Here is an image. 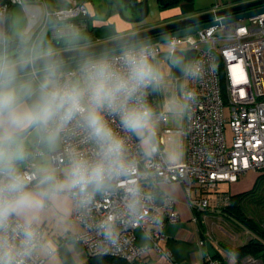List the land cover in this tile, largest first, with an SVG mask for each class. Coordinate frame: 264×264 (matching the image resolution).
<instances>
[{"label":"clouds","instance_id":"9594fccd","mask_svg":"<svg viewBox=\"0 0 264 264\" xmlns=\"http://www.w3.org/2000/svg\"><path fill=\"white\" fill-rule=\"evenodd\" d=\"M15 3L0 11V264H91L126 251L130 235L138 256L153 255L186 178L184 142L157 159L159 123L188 120L198 104L211 38L130 28L86 46L68 71L44 34L51 21L77 35L71 14Z\"/></svg>","mask_w":264,"mask_h":264},{"label":"built area","instance_id":"2783aa9c","mask_svg":"<svg viewBox=\"0 0 264 264\" xmlns=\"http://www.w3.org/2000/svg\"><path fill=\"white\" fill-rule=\"evenodd\" d=\"M61 1L63 5L53 12L64 10L71 14V23L77 33L74 36L88 30V22L83 18L88 13L86 4L82 0ZM42 2L45 3V0ZM238 4L241 3L217 2L207 13H216ZM13 6H17L15 0H5L0 5V11L8 14ZM225 17H215L213 21H221ZM53 29L58 38L67 34L66 32L58 35L55 25ZM192 35L201 39L211 38L210 70L195 85L199 102L186 120L185 128L168 127L169 117L161 118L163 135L159 136L157 133V159L167 154L166 145L171 140L169 136L180 135V145L186 140L185 164L179 169L180 174L186 176L182 185L189 196L191 208L203 212L212 205L211 193L215 194L217 207L230 204V195L219 191L220 184L235 183L241 175L250 171H264V13L250 19L202 29ZM99 43L100 41L91 45ZM69 49L74 48H62L58 51ZM206 52V48H201V55ZM148 101L156 106L152 95L148 97ZM228 128L232 133L231 138L227 134ZM132 143L135 146L134 138ZM112 204L110 199L101 200L98 210L107 211ZM175 205L176 202L165 210L162 228L179 221ZM161 235L159 231L157 236ZM135 241L136 236L130 235L126 251L107 255L139 264L145 257L137 255ZM154 247L158 252L164 253L170 264H179L173 260L172 254L164 252L157 242ZM205 262L221 264L210 253H206ZM241 264H263V261L247 256Z\"/></svg>","mask_w":264,"mask_h":264},{"label":"crops","instance_id":"0c3cea01","mask_svg":"<svg viewBox=\"0 0 264 264\" xmlns=\"http://www.w3.org/2000/svg\"><path fill=\"white\" fill-rule=\"evenodd\" d=\"M82 1L86 4L88 11L87 15L84 16L83 18L87 20L89 27L88 30H86L80 36L86 38L89 37L90 35H93L94 38L96 39V42L100 41V43L111 40V37L117 32L124 31L130 28H134L137 30L145 29V28L147 29L150 27L166 24L168 22H173V21L205 14L210 10V9L196 10L195 0L192 3L182 2L179 6L168 9H162L164 18L161 23L153 24V25H146V24L138 25L140 26V28H138V26L124 21L121 18L119 12L115 11L114 5L116 6L118 4H121L123 6L124 0H114L113 2H111L108 11L105 13L100 12L96 8V5L94 4L93 0H82ZM249 1H253V0H244V2H249ZM45 3L48 5L49 10L51 11H54L58 7L63 5V2L61 0H45ZM105 3L107 2H104V4ZM16 7L17 6H13L10 9L9 13L12 12ZM53 24L54 23L50 22V25L47 28L48 35L50 36L49 42L55 40L57 41V43L60 42L62 44H65L69 41L76 40V36L69 33L65 34L63 38H58L57 36H55ZM90 30L92 31L91 33ZM62 48L63 47L61 48L55 47L56 51L61 50ZM152 96L156 100V106L159 107L163 102V96L155 95V94ZM159 125L161 126V128L158 130V133L159 136H162L163 124L159 123ZM185 125H186V120H184L183 128H185ZM171 136L169 137L171 138ZM184 146H185V155H186V151H187L186 140H184ZM261 173H264V171L263 172L250 171L246 174L241 175L239 180L235 183H228L229 185L227 183L220 184L219 191L228 193L230 195H235L238 193L249 191L254 188L257 178ZM224 184H227L226 187H222ZM210 197L212 198V205L210 209L203 212L202 215H199L198 211L193 210L191 208L189 203V196L186 192L185 187L182 185V190L178 196V199L176 200V205H175V210L179 214V221L177 223H169L163 228L160 227V231L162 235L159 237L156 234L155 237V242L159 244V246L162 248L164 252H170L175 262L179 264H206L205 262L206 253H210L212 255L218 256L219 259H221L223 262L229 264V260L226 256V253L229 252V249L227 248L238 247L252 238L249 235L248 237H246L244 241H239V243H236L235 245H232L231 243H227L224 240L221 242L214 241L211 234L214 228L213 219L219 220L220 218L224 219L226 217L225 215L219 213V211L217 210V205L215 203V194L211 193ZM215 213H219V214H215ZM232 240L234 239L232 238ZM139 264H170V261H168L164 253L158 252L155 249L153 255L145 257V260L143 262H140Z\"/></svg>","mask_w":264,"mask_h":264},{"label":"trees","instance_id":"16d2710c","mask_svg":"<svg viewBox=\"0 0 264 264\" xmlns=\"http://www.w3.org/2000/svg\"><path fill=\"white\" fill-rule=\"evenodd\" d=\"M5 0H0V5ZM131 0H124V4L129 6ZM160 7L162 9L173 8L179 6L182 2H193V0H158ZM243 3L244 0H238L235 3ZM49 21L45 26V38L47 42L53 47H63V48H79L82 46H87L96 42V39L93 35L84 38L78 35V39L75 41H69L65 44L57 43V41L50 40L48 35L47 28L50 25ZM92 31L90 30V33ZM62 44V45H61ZM263 172V171H262ZM230 195V194H229ZM209 210V209H208ZM219 213L225 215L226 219L234 222L235 227L244 228L252 234V238L246 243L231 248L228 247L229 251H234L237 255L235 257V264H241V261L247 256H253L260 258L264 264V173H261L257 178L255 186L253 189L238 193L235 195H230V204L227 206L217 207ZM205 212V211H203ZM203 212H198L199 215H202ZM215 213V214H219ZM205 233V231H204ZM206 238V237H205ZM215 259H218L221 264H227L219 259L218 256L212 255ZM91 264H132L126 259L104 255L98 261L93 260Z\"/></svg>","mask_w":264,"mask_h":264},{"label":"water","instance_id":"95a60500","mask_svg":"<svg viewBox=\"0 0 264 264\" xmlns=\"http://www.w3.org/2000/svg\"><path fill=\"white\" fill-rule=\"evenodd\" d=\"M150 0H131L129 6H127L132 13L137 17H127L124 15L122 6H119V14L121 18L131 24L143 22L150 14ZM264 13V0H253L244 2L233 7L218 11L216 13H205L190 18H185L166 24L139 29L140 32L148 35L153 40L159 39L165 34H183L186 31L194 34L202 29L211 27H218L220 25H226L233 22H237L244 19H250L255 16ZM226 16L221 21H213L215 17ZM110 40L101 42L99 44L91 45L92 47H99L102 45H108ZM86 47V46H85ZM85 47H79L64 51H58V56L65 61L66 69H72L77 66L79 59V53L85 49Z\"/></svg>","mask_w":264,"mask_h":264},{"label":"rangeland","instance_id":"374dc122","mask_svg":"<svg viewBox=\"0 0 264 264\" xmlns=\"http://www.w3.org/2000/svg\"><path fill=\"white\" fill-rule=\"evenodd\" d=\"M113 1L114 0H93L94 4L96 5V8L102 13L103 12L105 13L108 11L110 7V3ZM236 1L238 0H195V8L196 10L211 9L217 2L235 3ZM104 2H107V3L104 4ZM149 3H150L151 14L143 22L134 23L133 25H136V26L145 25V24L153 25V24H159L163 21V18H164L163 11L160 5L158 4L157 0H150ZM119 6H122V5L121 4H118L116 6L114 5L115 11L119 12ZM122 9H123L124 15L127 17H133L136 15L132 13V11L125 4L122 6ZM138 28H140V26H138ZM77 39H78V36H76V40ZM168 126L172 128L182 129L184 127V121L169 118ZM160 128L161 126L159 125L158 130ZM227 134H228V137L231 138L232 133H231L230 128H228ZM180 141H181L180 135L178 134L172 135L171 140L167 142V146H166L167 151L173 148L179 147ZM227 184H224L222 187H226ZM213 222H214V228L211 234H212L214 241L221 242L224 240L227 243H231L232 245H235L236 243H239V241H244L246 237H248L249 235L252 237V234L250 232L248 233L247 230H245L244 228H241L240 226H238L239 228L235 227L236 224L234 222L227 220L226 218L224 219L220 218L219 220L213 219ZM232 238L234 240H232Z\"/></svg>","mask_w":264,"mask_h":264},{"label":"flooded vegetation","instance_id":"af4514ba","mask_svg":"<svg viewBox=\"0 0 264 264\" xmlns=\"http://www.w3.org/2000/svg\"><path fill=\"white\" fill-rule=\"evenodd\" d=\"M135 17H137V15H135Z\"/></svg>","mask_w":264,"mask_h":264}]
</instances>
